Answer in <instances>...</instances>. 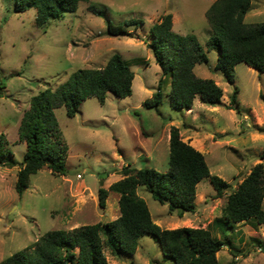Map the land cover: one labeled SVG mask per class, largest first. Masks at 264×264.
I'll list each match as a JSON object with an SVG mask.
<instances>
[{
	"label": "rangeland",
	"instance_id": "374dc122",
	"mask_svg": "<svg viewBox=\"0 0 264 264\" xmlns=\"http://www.w3.org/2000/svg\"><path fill=\"white\" fill-rule=\"evenodd\" d=\"M215 1L89 0L80 3L76 13L38 27L36 10L18 13L15 0H0V136L4 135L10 153L6 164L0 165V263L16 252H31V246L49 231L70 232L119 218V195L110 191L111 185L124 178V167L167 173L172 127L179 129L182 141L205 156L211 175L233 188L257 164L264 167V73L240 63L230 83L216 69L219 52L208 51L206 46L212 35L206 12ZM89 5L102 9L106 18L90 12ZM166 14L173 17L175 33L198 38L208 62L194 71L222 88L219 104H204L197 97L190 110H178L166 97L158 108L144 107L162 75L148 46L149 29ZM132 19L143 25L125 27L128 35L107 33L106 20L121 25ZM245 22L264 23V0L253 1ZM116 53L135 74L133 94L120 98L109 93L104 103L89 98L73 118L64 106L57 108L68 146L67 172L57 175L43 168L31 176L29 188L19 196L15 185L26 144L18 133L31 98L46 88L56 91L80 69L104 68ZM164 91H170L169 81ZM234 92L237 102L231 105ZM101 188L109 191L104 207L98 197ZM137 195L163 230L212 226L216 237L226 236L230 245L217 253L219 264H264V224L231 223L222 231L213 226L222 216L226 196L216 197L209 178L197 185L196 212L182 217L155 201L145 187H138ZM105 255L108 264H173L160 243L148 235L139 240L132 256L115 257L109 250Z\"/></svg>",
	"mask_w": 264,
	"mask_h": 264
},
{
	"label": "trees",
	"instance_id": "16d2710c",
	"mask_svg": "<svg viewBox=\"0 0 264 264\" xmlns=\"http://www.w3.org/2000/svg\"><path fill=\"white\" fill-rule=\"evenodd\" d=\"M254 0H216L206 12L212 35L206 46L216 50L219 57L216 69L228 82H234L237 64H246L258 73H264V23L245 22ZM89 0H15V11L24 13L36 10V24L44 27L50 20H60L65 14L76 13L80 3ZM88 10L106 18L105 12L95 5ZM107 33L112 36L128 35L127 26L143 25L132 19L115 25L106 20ZM148 44L162 75L152 98L144 101L147 109L158 108L168 98L169 105L178 110H190L199 97L200 102L211 106L220 103L222 88L213 79L196 76L195 67L208 62L195 35H180L173 30V17L164 15L149 29ZM135 74L123 57L114 54L101 69H80L56 91L46 88L31 98L29 110L19 127V139L26 144L22 168L17 173L15 191L19 196L29 188L30 178L43 168L57 175L67 172L68 146L60 130L55 110L66 108L67 116L73 118L81 104L89 98L104 103L107 94L120 98L133 94ZM169 81L170 91L164 88ZM3 87H0V90ZM237 102V92L230 97V104ZM4 135L0 136V165L6 164L9 151ZM169 171L155 169H132L124 167V178L111 185L110 191L119 195L120 217L108 223L78 227L70 232L49 231L31 246V252L20 251L0 264H108L105 250L115 257L132 256L143 236L156 239L165 258L173 264H219L217 253L230 245L226 236L216 237L212 226L208 228H178L163 230L151 215L146 201L137 195L142 186L170 212L182 217L195 213L197 185L209 178L217 198L226 196L221 218L213 226L223 230L231 223L255 221L264 224V167L257 164L237 188L222 178L211 175L205 156L190 144L182 141L180 131L172 127L169 143ZM231 192L226 195L227 191ZM108 190L100 189L99 203L106 205ZM223 233V232H222ZM78 249V253H76Z\"/></svg>",
	"mask_w": 264,
	"mask_h": 264
}]
</instances>
